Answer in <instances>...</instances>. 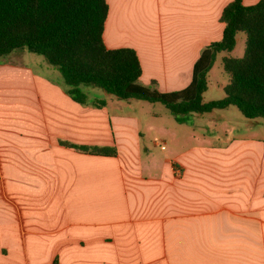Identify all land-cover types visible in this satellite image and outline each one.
Returning a JSON list of instances; mask_svg holds the SVG:
<instances>
[{
	"label": "crops",
	"instance_id": "0c3cea01",
	"mask_svg": "<svg viewBox=\"0 0 264 264\" xmlns=\"http://www.w3.org/2000/svg\"><path fill=\"white\" fill-rule=\"evenodd\" d=\"M107 1L106 45L134 48L141 82L175 91L221 39L232 0ZM61 78L27 49L0 57V264H264V136L229 129L263 122L231 106L194 113L176 128L196 134L164 127L165 153L144 159L122 99L84 86L80 103Z\"/></svg>",
	"mask_w": 264,
	"mask_h": 264
},
{
	"label": "trees",
	"instance_id": "16d2710c",
	"mask_svg": "<svg viewBox=\"0 0 264 264\" xmlns=\"http://www.w3.org/2000/svg\"><path fill=\"white\" fill-rule=\"evenodd\" d=\"M108 13L107 0H0V57L16 49L43 55L59 69L68 93L80 103L88 98L83 87L91 86L122 100L161 102L178 121L231 105L246 118H264V0L253 4L232 0L223 8L221 39L203 49L191 82L175 91L159 90L156 81L141 82L143 68L134 48L106 45L103 33ZM239 32L246 34L243 55L223 57L229 75L224 95L205 100L209 71L218 53L234 49ZM105 103L100 99L95 105ZM65 143L96 155L118 153L115 146Z\"/></svg>",
	"mask_w": 264,
	"mask_h": 264
},
{
	"label": "rangeland",
	"instance_id": "374dc122",
	"mask_svg": "<svg viewBox=\"0 0 264 264\" xmlns=\"http://www.w3.org/2000/svg\"><path fill=\"white\" fill-rule=\"evenodd\" d=\"M246 39V34L244 32H239L237 35V43L234 49L231 52L222 51L218 53L217 59L213 66L211 67L209 74H208V89L204 93L205 100H210L213 98H220L224 95L223 87L224 85L229 81V75L225 72L223 67V57L225 55L231 54L233 56H242L244 53V43ZM63 79V78H61ZM91 89H95V93L98 97L102 96L103 92H106L101 87H89ZM103 91V92H101ZM136 106L129 105L126 100H122V103L125 105V111L129 115H138L141 123V129L143 130V136H141V144L144 148V159L147 157L146 154L147 149H151V151L156 152L157 154L163 155L165 153V150L161 148L162 145L165 143L162 140V138L165 137L164 134V127H171L175 130H181V128L178 127L177 119L174 114H172L169 109L162 104L161 102H149L146 100H139L136 99ZM231 111H234L238 116L242 117L243 119L252 120L251 118H246L243 116V114L240 112V110L235 106L231 105ZM231 119V118H230ZM258 121L263 122V124H260L261 127L257 128H239L237 127L236 122L230 123L229 126H231L229 129L232 133H240L243 135L250 134V135H257V136H264V118H257ZM232 121V120H231ZM154 124L155 128L151 129L150 125ZM229 124V123H227ZM216 126V125H215ZM219 128L220 127H217ZM187 133H190V135L196 134L191 124H188V126H185L184 130H181ZM163 132V134H162ZM187 136V135H186ZM200 138V136H199ZM159 141V144L155 145L154 141Z\"/></svg>",
	"mask_w": 264,
	"mask_h": 264
}]
</instances>
